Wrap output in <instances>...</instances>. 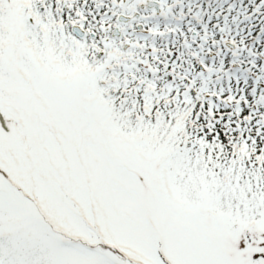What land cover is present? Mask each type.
<instances>
[{"label":"snow or ice","instance_id":"1","mask_svg":"<svg viewBox=\"0 0 264 264\" xmlns=\"http://www.w3.org/2000/svg\"><path fill=\"white\" fill-rule=\"evenodd\" d=\"M0 264H264V0H0Z\"/></svg>","mask_w":264,"mask_h":264}]
</instances>
